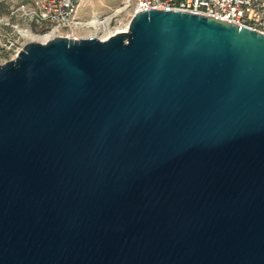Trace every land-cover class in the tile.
<instances>
[{
  "label": "water",
  "instance_id": "obj_1",
  "mask_svg": "<svg viewBox=\"0 0 264 264\" xmlns=\"http://www.w3.org/2000/svg\"><path fill=\"white\" fill-rule=\"evenodd\" d=\"M0 264H264V34L149 10L0 65Z\"/></svg>",
  "mask_w": 264,
  "mask_h": 264
},
{
  "label": "built area",
  "instance_id": "obj_2",
  "mask_svg": "<svg viewBox=\"0 0 264 264\" xmlns=\"http://www.w3.org/2000/svg\"><path fill=\"white\" fill-rule=\"evenodd\" d=\"M81 1L26 0L16 7L15 12L20 13L29 26L59 32L83 24L75 19ZM124 3L125 7L132 6V17L149 10L188 12L264 34V0H124ZM98 21L102 26H109L106 19ZM127 28L112 33L125 32Z\"/></svg>",
  "mask_w": 264,
  "mask_h": 264
},
{
  "label": "rangeland",
  "instance_id": "obj_3",
  "mask_svg": "<svg viewBox=\"0 0 264 264\" xmlns=\"http://www.w3.org/2000/svg\"><path fill=\"white\" fill-rule=\"evenodd\" d=\"M26 0H0V65L14 58L31 40L66 37L69 39L98 38L129 25L133 15L132 6L125 7L124 0H82L75 19L82 25L70 27L59 32L45 28L29 26L23 16L15 12L18 5ZM93 19L107 20L109 26L89 27Z\"/></svg>",
  "mask_w": 264,
  "mask_h": 264
},
{
  "label": "bare ground",
  "instance_id": "obj_4",
  "mask_svg": "<svg viewBox=\"0 0 264 264\" xmlns=\"http://www.w3.org/2000/svg\"><path fill=\"white\" fill-rule=\"evenodd\" d=\"M80 5V4H79ZM79 7V6H78ZM87 25H89V27H94V26H96V25H98V26H102V25H100L99 24V21H98V19H93L92 21H89V23H87ZM104 27V26H103ZM106 27V26H105ZM126 28V27H125ZM124 28V29H125ZM123 31V30H122ZM121 31V32H122ZM113 35V33H109V34H106L104 37H102L101 39L102 40H106V39H108V38H110L111 36ZM31 41H33V42H39V43H46V42H48V41H50L49 39H45V38H43V39H40V40H31Z\"/></svg>",
  "mask_w": 264,
  "mask_h": 264
}]
</instances>
